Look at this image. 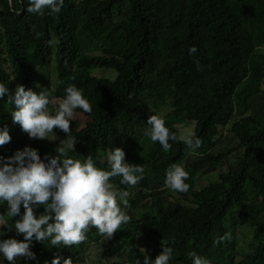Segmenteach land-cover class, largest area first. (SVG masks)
<instances>
[{
  "label": "trees",
  "instance_id": "16d2710c",
  "mask_svg": "<svg viewBox=\"0 0 264 264\" xmlns=\"http://www.w3.org/2000/svg\"><path fill=\"white\" fill-rule=\"evenodd\" d=\"M26 7L0 0V83L13 94L18 85L47 91L57 107L65 89L77 87L92 112L75 110L87 121L70 123L77 139L68 155L108 170L107 153L121 147L126 162L145 169L135 186L110 181L129 193V224L108 240L93 227L79 245L34 241L39 264L56 256L92 264V248L103 264H143L162 243L174 249L170 264H192L193 251L210 264H264V0H64L59 14L44 15ZM109 69L112 79L92 72ZM7 99L0 127H9L11 141L0 157L30 146L43 159L67 147L59 129L54 140L30 139L12 123ZM165 107L159 116L171 133L189 124L201 139L196 152L179 139L164 151L145 135L149 116ZM174 164L189 174L185 193L164 186ZM6 212L5 202L0 217L12 226ZM10 237L23 239L14 228L3 238Z\"/></svg>",
  "mask_w": 264,
  "mask_h": 264
},
{
  "label": "clouds",
  "instance_id": "9594fccd",
  "mask_svg": "<svg viewBox=\"0 0 264 264\" xmlns=\"http://www.w3.org/2000/svg\"><path fill=\"white\" fill-rule=\"evenodd\" d=\"M11 5V0H9ZM26 11L30 14H59L64 0H26ZM189 54L198 49L192 46ZM7 96L13 106L10 112L12 123L19 125L30 139H56L54 129L67 134L64 143L55 155H45L43 159L36 148L25 146L13 155L0 157V205L7 203L6 215L14 221L12 226L0 217V264L4 260L18 264L21 258L25 264L36 261L32 251L33 242L48 241L53 246L79 245L87 239L90 228L110 239L122 226L130 223L131 217L125 212L128 206L127 191L114 189L111 179L121 177L123 185L135 186L143 179L145 169L141 164L125 161L126 153L121 147H115L107 153L108 170L97 167L94 160L75 159L68 155L75 152L76 137L71 135L70 122L75 118V110L91 113L92 107L82 91L75 86L65 89V96L59 102L55 113L49 111L50 93H37L32 88L18 85L14 94L4 83H0V100ZM145 135L151 142H158L164 151H168L177 141L185 144L192 152L201 145V139L194 130L183 129L177 136L165 126L163 117L153 114L147 119ZM11 141L7 125L0 127V146ZM188 172L180 165H172L165 174L164 186L171 191L185 193L189 190ZM43 206L44 211H34ZM21 207L24 211L21 214ZM19 217V219H13ZM14 228L23 239L3 238L6 230ZM225 238L220 237L214 243L220 244ZM145 250L143 249V252ZM192 264H210V261L195 251L188 253ZM174 258V249L162 243V251L153 260L144 255L143 264H170ZM45 264H48L46 261ZM51 264H61V257L56 256ZM62 264H72L70 258ZM140 264V261L138 262Z\"/></svg>",
  "mask_w": 264,
  "mask_h": 264
},
{
  "label": "rangeland",
  "instance_id": "374dc122",
  "mask_svg": "<svg viewBox=\"0 0 264 264\" xmlns=\"http://www.w3.org/2000/svg\"><path fill=\"white\" fill-rule=\"evenodd\" d=\"M92 72L94 74L98 75V76H102V77H106V78H111L112 79V78L115 77V72L113 70H110V69L109 70H93ZM49 73H50V79L54 80L53 73L52 72H49ZM56 108H57L56 101H53V102H51L49 104V111L55 112ZM165 111H167L166 107L161 109L157 113H158V115H163V113ZM86 121L87 120L82 118L81 116L75 115L74 120L71 121L70 123H72V125H75V126H77V125H81L82 126V125H84L86 123ZM182 125H183V127L180 129L181 133H182V130L185 129V128L192 129V126L189 125V124H186V125L182 124ZM221 168L223 170L226 169V163H223V166ZM241 233L242 234H249L250 231L245 229V228H243V229H241ZM243 238L246 239V235H243ZM96 250H97V248L96 249L92 248L91 250L88 251V253H87V262L88 263H92V264H103V262L98 261V256H97V254L95 252ZM21 261H22V258L19 260L18 264H20ZM4 264H11V262L6 260ZM85 264H87V263L85 262Z\"/></svg>",
  "mask_w": 264,
  "mask_h": 264
}]
</instances>
